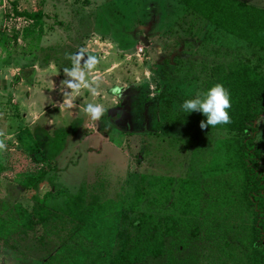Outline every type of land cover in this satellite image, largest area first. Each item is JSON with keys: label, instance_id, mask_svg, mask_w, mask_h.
<instances>
[{"label": "rangeland", "instance_id": "1", "mask_svg": "<svg viewBox=\"0 0 264 264\" xmlns=\"http://www.w3.org/2000/svg\"><path fill=\"white\" fill-rule=\"evenodd\" d=\"M243 1L264 7V0ZM15 8L42 10L43 17L34 22L17 15ZM182 8L176 0H0V130L8 137L7 151L0 153L3 215L7 216L9 207L13 214L18 213L19 206L32 211L44 199L50 210L78 219L91 202L87 192L94 190L104 199L124 201L125 205L142 196L139 209L160 211L159 203L148 202L144 184L139 181L142 174L163 175L175 190L185 177L213 184V177L230 174L223 143L232 133L202 129L203 114L181 112L180 105L190 98L188 89L205 90L214 66L227 63L230 52L237 49L239 56L256 59L257 51L239 41L227 48L223 38L222 47L206 41L195 45L185 38L194 33L190 27L197 26L195 17L185 16ZM199 26L198 38L209 37L206 26ZM80 50L100 60L89 74V79H101L100 94L93 96L83 89L73 107L60 108L63 69L71 66L66 54ZM116 85L125 88L122 99L112 94ZM127 97L138 103L129 107L135 126L141 127L134 120L135 114L141 105L147 106L150 127L158 128L157 133L117 134L110 127L99 130L97 121L82 111L90 102L115 110ZM123 118L121 125L131 120ZM258 124L257 142L263 149L260 164L264 170V115ZM138 188L143 191L136 192ZM225 226L221 236L228 234L232 251H241L236 233L245 230L243 225L228 221ZM179 230L177 236L166 238L177 264L238 261L225 245L215 242V232L205 239L204 233L192 236L185 225ZM41 232L38 226L14 233L9 240L0 238V264H42L39 250L31 248L43 247L36 237ZM52 232L49 236L53 241H49L45 258L55 254L62 238H66L65 229L60 231L61 236ZM147 262L167 264L169 258Z\"/></svg>", "mask_w": 264, "mask_h": 264}, {"label": "trees", "instance_id": "2", "mask_svg": "<svg viewBox=\"0 0 264 264\" xmlns=\"http://www.w3.org/2000/svg\"><path fill=\"white\" fill-rule=\"evenodd\" d=\"M176 1L184 7L185 16H194L193 22L197 24L190 27L194 33L185 38L197 44L212 42L219 47L223 46V38L227 40V48L231 42L239 41L257 51L256 59L252 55L239 56L237 49L230 52L225 59L227 63L214 66V74L205 87L206 90L219 82L230 93L231 108L228 112L231 122L208 126L232 133L223 143L229 156L226 161L232 168L230 174L213 177V184L185 177L180 179L176 190L172 183H166L167 178L163 175L142 174L139 181L144 184L148 202L159 203L162 207L160 211L139 209L142 196L136 195L134 202L125 205L124 201L104 199L95 190L87 192L91 202L84 207V213L77 216L78 219L50 210L44 199H40L39 207L33 206L32 211L15 204L17 214H13L9 207L6 216L3 215V208L0 209L2 240L11 239L14 233L29 228L36 230L40 226L43 232L36 237L42 240L43 247L31 248L39 250V259H44L39 260L42 264H147L148 259L164 257L169 258L167 264H177L173 258V247L167 245L166 238L177 236L181 233L179 227L185 225L192 236L204 233L205 239H210L215 232V242L225 245L230 255L233 252L237 256L238 261L233 260L230 264H264V170L260 164L263 149L257 142L260 131L258 121L264 115V7L243 0ZM15 10L17 15H23L34 22H39L43 17L42 10ZM199 24L206 26L209 37L203 35L198 38ZM137 104L127 97L115 110L106 109L103 117L96 122V127L99 130L110 127V131L117 134H133L137 131L157 133L158 128L150 127L149 108L142 107L141 102V110L135 114L134 119L141 127L135 126L131 109ZM143 111L144 116L141 118ZM122 115L123 119L131 117L130 122L126 120L128 123L121 125ZM206 119L203 115V120ZM141 157L140 154V162ZM172 187L174 189L170 191ZM143 189L138 188L136 192ZM175 192L178 193V200ZM1 204L6 206L4 202ZM169 207L174 210L168 213ZM228 221L243 225L245 229V233H236L241 251H232L228 234H220ZM206 226H211V229ZM63 228L66 231L65 241L63 237L56 253L45 258L49 241H53L49 234L53 231L61 236ZM57 235L55 238L58 239Z\"/></svg>", "mask_w": 264, "mask_h": 264}, {"label": "clouds", "instance_id": "3", "mask_svg": "<svg viewBox=\"0 0 264 264\" xmlns=\"http://www.w3.org/2000/svg\"><path fill=\"white\" fill-rule=\"evenodd\" d=\"M66 58L71 61V66L63 69L65 79L60 82V91L63 94V102L59 104L60 108L73 107L76 97L83 89H87L93 96H98L100 94V84L102 83L99 77L89 79V74L100 63L96 55L90 53L85 55V52L81 51L76 54H66ZM124 89L120 85H116L111 91L114 96L122 99ZM187 94L190 98L182 102L180 110L184 113L197 111L205 115L207 117L206 121L202 120L200 122L202 129L231 122L228 112V109L231 108L230 93L222 83H214L204 91L193 92L192 89H188ZM82 111L92 121H99L103 117L106 108L101 103L90 102L82 108ZM7 138V134L0 130V153L7 151Z\"/></svg>", "mask_w": 264, "mask_h": 264}, {"label": "water", "instance_id": "4", "mask_svg": "<svg viewBox=\"0 0 264 264\" xmlns=\"http://www.w3.org/2000/svg\"><path fill=\"white\" fill-rule=\"evenodd\" d=\"M145 44H146V45H148V44H149V41H148V40H146V41H145ZM81 51H82V50H80V51H77L76 53H79V52H81ZM76 53H75V54H76ZM87 54H88V53L86 52V53H85V55H87Z\"/></svg>", "mask_w": 264, "mask_h": 264}, {"label": "built area", "instance_id": "5", "mask_svg": "<svg viewBox=\"0 0 264 264\" xmlns=\"http://www.w3.org/2000/svg\"><path fill=\"white\" fill-rule=\"evenodd\" d=\"M140 50L142 51V48Z\"/></svg>", "mask_w": 264, "mask_h": 264}]
</instances>
